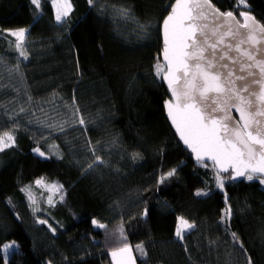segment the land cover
I'll list each match as a JSON object with an SVG mask.
<instances>
[{
  "label": "trees",
  "instance_id": "obj_1",
  "mask_svg": "<svg viewBox=\"0 0 264 264\" xmlns=\"http://www.w3.org/2000/svg\"><path fill=\"white\" fill-rule=\"evenodd\" d=\"M209 1L264 27V0ZM174 2L69 0L58 23L53 0H0V137L15 138L0 151V264H111L125 244L143 245L137 264H264V187L198 163L165 108ZM177 217L194 225L182 240Z\"/></svg>",
  "mask_w": 264,
  "mask_h": 264
},
{
  "label": "snow or ice",
  "instance_id": "obj_2",
  "mask_svg": "<svg viewBox=\"0 0 264 264\" xmlns=\"http://www.w3.org/2000/svg\"><path fill=\"white\" fill-rule=\"evenodd\" d=\"M55 2L53 0L54 5ZM239 2L245 4V0ZM32 3L40 6V0H32ZM64 3L70 7L67 0ZM170 7L171 11L163 21V56L167 64L164 80L171 92L165 108L173 127L180 140L195 154L198 163L207 159L218 166L220 172L227 173L231 169L235 174L232 179L246 176L251 181L253 174L258 173L259 182L264 184V37L256 42L259 47H245L253 40L255 27L249 29L247 21L252 18L244 11L240 12L244 23H240L232 12H227L221 14L226 19H213L209 25L205 15L211 8L209 0H175ZM67 14L64 12V16ZM56 20L63 22L60 14ZM232 21H235L236 30H233ZM252 22L255 25V21ZM239 28L247 31L241 33ZM259 31L264 33V27ZM9 35L18 38L17 48L20 49L26 30L10 31ZM20 55L27 59L24 51ZM156 71L160 75V64L156 65ZM80 123L85 122L81 119ZM14 144L12 133L0 137V151ZM35 151L40 156L45 155L39 149ZM96 161H100L99 156ZM175 171L172 169L162 176L160 182L173 176ZM41 183L42 180L36 181L37 185ZM218 187L223 190V183L218 182ZM48 188L59 193L62 186L53 184ZM196 195L206 193L198 191ZM29 200L35 203L30 193ZM60 200H63L62 195ZM49 204H52L51 197ZM38 222L48 223L45 219ZM92 224L98 228L106 227L95 219ZM193 227L183 217H177L176 237L182 240L184 233ZM49 228L56 231L51 225ZM233 239L238 240L235 233ZM12 247L5 244L2 250L7 253ZM136 249L143 253L142 244ZM130 251L127 244L112 251L114 264H121L123 255Z\"/></svg>",
  "mask_w": 264,
  "mask_h": 264
},
{
  "label": "rangeland",
  "instance_id": "obj_3",
  "mask_svg": "<svg viewBox=\"0 0 264 264\" xmlns=\"http://www.w3.org/2000/svg\"><path fill=\"white\" fill-rule=\"evenodd\" d=\"M67 3H68V5H70V3H69V0H67ZM53 6H54V10H55V15L57 16V14H60L61 15V17L63 18V16H64V12H68V10H69V8L70 7H66L65 6V3H64V0H56V2H55V5H54V3H53ZM241 11H243V10H241ZM240 11V12H241ZM242 17V16H241ZM17 31V30H16ZM26 34H27V31H26ZM26 37V36H25ZM12 38L16 41V42H18V38L17 37H13L12 36ZM25 40V38L22 40V41H20V43L21 42H23ZM160 65H161V71H160V75H158L159 77H162L163 76V74H165L166 73V68L167 67H165L164 65H162L161 63H160ZM194 157H195V154H194ZM205 160H207V159H205ZM209 162H210V160H208ZM212 162V161H211ZM213 163V162H212ZM214 164V163H213ZM214 166L219 170V167L218 166H216L215 164H214ZM220 171V170H219ZM233 175H235L234 173H232V176ZM253 176H254V179L253 180H258L259 181V174L258 173H254L253 174ZM232 179V178H231ZM236 179H245V180H247V181H249L247 178H246V176H238V177H236L235 178V180ZM252 181V180H251ZM218 182H222L223 183V178L222 177H220L219 178V181H218V178H217V186H218ZM40 186L42 187L43 186V183H41L40 184ZM262 186L264 187V184H262ZM218 188H220V187H218ZM221 189V188H220ZM47 190L49 191V193L51 194V193H53V192H55V189L53 188V189H49L48 187H47ZM183 227V226H182ZM191 229H189V230H187L185 233H184V235L188 232V231H190ZM8 245H13V247H16V244L15 243H10V244H8ZM124 247V246H123ZM123 247H121V248H123ZM129 248L131 249V251L130 252H128V253H125L124 255H123V259H122V262H121V264H137V256H139L140 254H142L140 251H138L136 248H134V247H131V246H129ZM11 250H12V248H10L9 249V251L7 252V253H5L4 251V257L5 258H8L9 257V255H10V252H11ZM137 254H139V255H137ZM110 259H111V264H114V261H113V258H112V256L110 255ZM117 259L118 260H121V257H117Z\"/></svg>",
  "mask_w": 264,
  "mask_h": 264
},
{
  "label": "water",
  "instance_id": "obj_4",
  "mask_svg": "<svg viewBox=\"0 0 264 264\" xmlns=\"http://www.w3.org/2000/svg\"><path fill=\"white\" fill-rule=\"evenodd\" d=\"M201 2H202V0H201ZM209 3H210V5H211V8H210V9H207L206 12H205V15H206V22H207L209 25L212 24L213 19H216V20H224V19H226L223 15H221V14H223V12H221L218 8H216V7H215L210 1H209ZM247 14H248V16H250V17L252 18V20L247 21V23H248V25H249V29H252V28L255 27V31L252 33V35H253V40H252V41H249L248 44L245 45V47H249V46H253V45H255L256 47H259L260 45L257 44L256 42H257V41H260L261 38L264 37V33H261V32L259 31V28H260V27H263V26H262V24L259 23V22H258V21H257L252 15H250L249 13H247ZM233 15H234V14H233ZM234 16H235V15H234ZM235 17H236V16H235ZM236 19H237L240 23H244V22H245L243 17H241L240 19H238V18L236 17ZM253 20L255 21V25H253V22H252ZM197 22L199 23L200 21H197ZM232 24H233V26H234V29H233V30H236L235 21H232ZM238 31L241 32V33H243V32H245V31H247V30L244 29V28H239ZM226 39H228V38H226ZM255 70H256L257 72L259 71L258 68L255 69ZM168 91H169V96H170V98H171V92H170L169 88H168ZM234 115H235V113H234ZM237 118H238V117H237Z\"/></svg>",
  "mask_w": 264,
  "mask_h": 264
},
{
  "label": "flooded vegetation",
  "instance_id": "obj_5",
  "mask_svg": "<svg viewBox=\"0 0 264 264\" xmlns=\"http://www.w3.org/2000/svg\"><path fill=\"white\" fill-rule=\"evenodd\" d=\"M169 88V87H168Z\"/></svg>",
  "mask_w": 264,
  "mask_h": 264
}]
</instances>
